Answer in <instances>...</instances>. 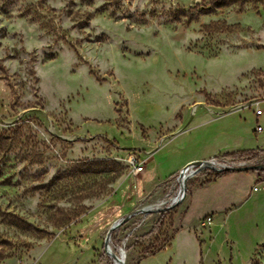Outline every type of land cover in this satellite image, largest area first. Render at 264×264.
Masks as SVG:
<instances>
[{
	"label": "rangeland",
	"instance_id": "obj_1",
	"mask_svg": "<svg viewBox=\"0 0 264 264\" xmlns=\"http://www.w3.org/2000/svg\"><path fill=\"white\" fill-rule=\"evenodd\" d=\"M257 109L264 0H0V264H115L131 214L125 264H264V172L167 208L184 157L264 150Z\"/></svg>",
	"mask_w": 264,
	"mask_h": 264
},
{
	"label": "crops",
	"instance_id": "obj_2",
	"mask_svg": "<svg viewBox=\"0 0 264 264\" xmlns=\"http://www.w3.org/2000/svg\"><path fill=\"white\" fill-rule=\"evenodd\" d=\"M263 110V113L261 114V115H259V116H257V117H251V118H249L248 120H247V122H246V128L247 129H252V128H254V127H257V126H260V130H263L262 131V136H263V138H264V120H260L261 118H263L264 117V109H262ZM227 122V120H225L224 122H222V123H218V124H224V125H226L225 123ZM232 131H235V129L234 130H232ZM222 132V131H221ZM224 132H225V130H224ZM223 138H224V135H221ZM223 138H222V140H223ZM264 145V141H261V144L260 145ZM230 148H228L229 150H231V151H238V152H240V151H248V150H261V151H264V150H262L263 148H258L257 146H255L254 144H243V143H240V144H231L230 146H229ZM260 147V146H259ZM238 152H233L232 154H237ZM194 156H195V158H194ZM211 157H206V158H203V157H200L198 154H190V155H188V156H186V157H184L183 159H182V161H183V165L181 166V168H180V171H181V169L187 164V163H189V162H191V161H194V160H206V159H210ZM214 158V157H213ZM186 160V161H185ZM190 160V161H189ZM181 161V162H182ZM187 162V163H186ZM179 171V172H180ZM230 177H241V178H252L253 180H254V182H256V181H260V179H259V172H257V171H242V172H237V171H233V172H231V173H228V174H222L219 178H217L215 181H211V182H207L205 185H203V186H198V187H194L193 189H192V191H191V193H189V196H188V198H190V201H189V205H188V208H190V206L193 204V203H195V201L197 200V197H198V195H200L202 192H203V190L204 189H206V188H209V187H212V186H215V185H217L218 183H220L221 181H223V180H226V179H228V178H230ZM232 205H234V203H230V204H228V205H226V206H224V207H222V208H217V207H211L208 211H207V213H205V215H203V216H212L213 218H214V223H213V227H212V229L215 231V229H216V227L219 225H222V219H221V217H222V215L226 212V210L229 208V207H231ZM187 211H188V209H187ZM186 211V212H187ZM220 212V215L219 216H217L216 214L217 213H219ZM185 217H186V215H184V217H183V220H182V225H183V221H184V219H185ZM205 217V218H206ZM204 218V219H205ZM203 219V220H204ZM220 219V220H219ZM184 226V225H183ZM184 227H186V226H184ZM186 228H188V229H190V228H192V227H186ZM194 228V227H193ZM182 233H179V234H177L176 235V237H175V239H174V243L177 241V239L180 237V235H181ZM188 238V237H187ZM193 241H194V239H193Z\"/></svg>",
	"mask_w": 264,
	"mask_h": 264
},
{
	"label": "built area",
	"instance_id": "obj_3",
	"mask_svg": "<svg viewBox=\"0 0 264 264\" xmlns=\"http://www.w3.org/2000/svg\"><path fill=\"white\" fill-rule=\"evenodd\" d=\"M262 113H263L262 109H257L256 110V114L257 115H261ZM129 161H130L131 166L133 167L134 172L136 174H139L142 171H144L145 166L142 164V162L137 163V160H136L135 156H131ZM206 161H208L210 163L211 167H209V166L203 167V168H201V167H192V169H195V170H193L194 171V175H196L197 173H199V172H201L203 170H206V169L211 170L212 173H222V172L226 171L225 170L226 168L242 167V166H247V165H251V164H263L264 165V161L259 162L258 158L256 160H249V159H245V158H243V157H241L239 155H231L228 158H210V159H206ZM223 169H224V171H221ZM253 171L264 172V167L262 169L253 170ZM212 221H213V217L212 216H207L203 220V225H209V224L212 223Z\"/></svg>",
	"mask_w": 264,
	"mask_h": 264
},
{
	"label": "water",
	"instance_id": "obj_4",
	"mask_svg": "<svg viewBox=\"0 0 264 264\" xmlns=\"http://www.w3.org/2000/svg\"><path fill=\"white\" fill-rule=\"evenodd\" d=\"M211 167L210 163L206 160H194V161H191L189 163H187L184 168L181 169V171L179 172V176H178V181H179V178L183 177L184 173L186 171H188L190 168L192 167ZM264 167L263 164H251V165H247V166H242V167H235V168H226L225 170H231V171H237V172H242V171H253V170H258V169H262ZM213 168V167H212ZM221 171H224L221 170ZM186 192V191H184ZM178 202L176 201H173L167 208H170L172 207L173 205L177 204ZM152 210H145V208H142L138 211H136L135 213H140V212H145V213H149L151 212ZM132 216L129 215L121 220H118L116 221L109 229V234H108V238L106 240V244H107V251L110 249V245H109V241H110V234L115 231L116 229H118L122 224H124L130 217ZM109 253V252H108ZM110 254V253H109ZM114 259H116L115 255L114 254H110Z\"/></svg>",
	"mask_w": 264,
	"mask_h": 264
},
{
	"label": "bare ground",
	"instance_id": "obj_5",
	"mask_svg": "<svg viewBox=\"0 0 264 264\" xmlns=\"http://www.w3.org/2000/svg\"><path fill=\"white\" fill-rule=\"evenodd\" d=\"M195 109H192V112H194ZM184 168V167H183ZM195 169H192L190 168L188 171H186L183 175V177L179 178V184H180V190L178 191V195H176L175 197H173L171 199V202L170 204L173 202V201H176L178 203L181 202V200L184 198L186 192V188H187V180L189 178H191L193 175H194V171ZM258 189V188H257ZM165 204V201H159V202H154V204H150V205H146L144 206L145 210H159L160 208L163 207V205ZM108 252L110 254H114L116 259L115 260V264H125L126 262V251L121 249L120 250V255H116L113 250L111 249V246H110V249L108 250Z\"/></svg>",
	"mask_w": 264,
	"mask_h": 264
},
{
	"label": "trees",
	"instance_id": "obj_6",
	"mask_svg": "<svg viewBox=\"0 0 264 264\" xmlns=\"http://www.w3.org/2000/svg\"><path fill=\"white\" fill-rule=\"evenodd\" d=\"M264 153V151H261V150H248V151H240L238 152L236 155H239L245 159H249V160H256L257 158H259V156ZM231 155H234V154H231ZM229 154V156H231ZM232 171L230 170H226L222 173H214L215 177L216 178H219L222 174H228V173H231ZM211 182V181H209ZM208 182V183H209Z\"/></svg>",
	"mask_w": 264,
	"mask_h": 264
}]
</instances>
